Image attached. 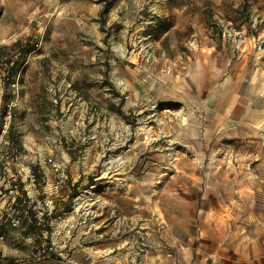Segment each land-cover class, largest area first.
<instances>
[{"label":"rangeland","instance_id":"obj_1","mask_svg":"<svg viewBox=\"0 0 264 264\" xmlns=\"http://www.w3.org/2000/svg\"><path fill=\"white\" fill-rule=\"evenodd\" d=\"M0 264H264V0H0Z\"/></svg>","mask_w":264,"mask_h":264},{"label":"trees","instance_id":"obj_2","mask_svg":"<svg viewBox=\"0 0 264 264\" xmlns=\"http://www.w3.org/2000/svg\"><path fill=\"white\" fill-rule=\"evenodd\" d=\"M24 193L26 194V192L24 191Z\"/></svg>","mask_w":264,"mask_h":264}]
</instances>
